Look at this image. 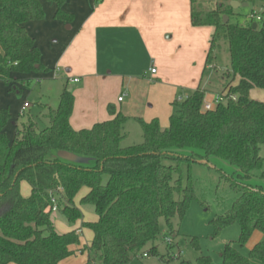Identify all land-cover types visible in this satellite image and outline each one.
Masks as SVG:
<instances>
[{
	"label": "trees",
	"instance_id": "1",
	"mask_svg": "<svg viewBox=\"0 0 264 264\" xmlns=\"http://www.w3.org/2000/svg\"><path fill=\"white\" fill-rule=\"evenodd\" d=\"M231 1L257 0H189V6L192 27L213 29L205 66L212 69L216 51L227 47V72L232 83L235 78L238 82L224 84L223 91L235 101L202 112L206 92L197 88L187 99L173 102L167 129L156 120L136 119L142 141L129 147L122 146L127 119L112 105L107 107L108 121L73 130L74 96L66 87L57 108H46L44 129L28 119L16 125L9 140L4 130L10 113L0 110V264H59L72 256V247H80V234H58L52 208L56 206L55 213L70 225L82 221L74 199L83 188L88 193L80 204L92 207L97 217L96 222L82 223L92 233L90 246L76 251L87 253L85 264H129L143 254L157 255L160 220L172 234L173 218L182 219L195 198L190 180L182 182L181 166L211 159L235 169L234 175L220 174L238 194L231 209L211 221L215 234L237 224L239 246L254 232L264 235V187L245 184L263 166L264 103L251 100L249 93L264 90V15H249L260 17L255 29L253 20L245 27L233 25ZM44 2L55 6V20L71 22L73 16L63 10L66 0H0V81L6 86L15 74L48 71L25 28L43 20ZM223 16L228 17L226 24ZM184 150L188 153L182 154ZM22 182L30 188L28 198L20 195ZM254 262L264 264V242L255 244L247 256L227 244L217 264ZM180 264L214 263L200 256Z\"/></svg>",
	"mask_w": 264,
	"mask_h": 264
},
{
	"label": "crops",
	"instance_id": "2",
	"mask_svg": "<svg viewBox=\"0 0 264 264\" xmlns=\"http://www.w3.org/2000/svg\"><path fill=\"white\" fill-rule=\"evenodd\" d=\"M42 6L43 20L29 22L25 28L40 51L42 65L51 69L50 78L60 73L64 87L74 96L70 126L75 131L108 121V105L125 116V106L141 101L153 104L157 99L153 94L162 100L168 86L167 62L175 60L186 44L196 56L198 36L207 42L204 69L209 68L205 63L213 29L191 26L189 0H102L97 4L66 0L63 10L73 16L69 23L54 19L52 3ZM221 85L206 93L204 100L212 101L222 93ZM123 92L126 99L118 102ZM81 192L84 197L88 190Z\"/></svg>",
	"mask_w": 264,
	"mask_h": 264
},
{
	"label": "rangeland",
	"instance_id": "3",
	"mask_svg": "<svg viewBox=\"0 0 264 264\" xmlns=\"http://www.w3.org/2000/svg\"><path fill=\"white\" fill-rule=\"evenodd\" d=\"M246 4V7H239L234 10V16L230 18L231 24L245 27L248 25L249 19L253 20L249 16L251 12L264 15V0H257L254 4ZM189 46L188 44L184 45V49L180 51L176 59L167 62L168 72L165 82L168 83V86L167 90L164 91L166 95L163 96L162 100L159 96L153 94L154 98H157L153 104L141 101L139 104L125 106V117L127 119L125 132L127 135L122 143L123 147L139 145L142 141V132L136 119H141L144 122L156 120L162 130L167 129L169 119L174 113L172 107L174 101L191 95L198 87L209 93L219 90L221 88L220 84L224 86V84L232 83V76L227 72L230 60L226 46L222 45L216 51L213 69L206 68V70L204 69L205 51L207 50L205 39L200 36L197 37L195 44L196 56L192 55L193 51ZM47 70V73L15 74L12 76L13 83L10 86H6L0 81V110L8 109L10 113V120L5 128L9 140L14 137L15 125L19 126L28 119L35 121L38 129H44L46 127L44 125H47L44 118L46 107L57 108L60 92L67 84L63 81L60 73H56V79H51V69ZM237 81L238 78H235L231 86H235ZM68 86L70 89L75 87L71 84ZM12 88L15 91H12ZM225 92L226 89L222 93ZM122 94L124 96H119L126 99L125 92ZM249 98L264 103V90L253 89L249 93ZM24 103H28L29 108L23 112L22 106ZM181 153L187 154L188 151L184 150ZM260 156L263 159L262 169L253 172L252 178L245 182L246 185L264 187V179L261 178L264 176V147L261 148ZM235 172V169L228 163L217 159H211L206 164L182 165V182L185 184L187 180H190L195 196L186 215L182 219L177 216L173 218L172 234H170L165 222L160 220V234L155 245L157 255L145 258L139 256L129 264H180L187 261L194 262L200 256H208L214 264H217L220 262V253L227 244H233L239 253L247 256L255 244L264 242V235L254 232L245 245L239 246L236 244L240 233L237 224L224 228L218 234H215L211 226V221L227 213L238 197V194L231 188L229 183L221 178L220 173L231 176ZM82 190L74 199V205L82 214V221L70 225L60 214H52L54 228L58 234H66L80 229V248L78 249L90 246L92 241L91 231L82 226V223L97 221L92 207L80 204L83 198L81 196ZM19 191L22 197H24L22 194L26 195L24 198L30 196V188L24 182L20 183ZM167 238L172 239V243L169 245L164 241ZM192 243H197V248ZM74 248L76 247H72V249ZM87 258V253H77L75 251L62 264H85Z\"/></svg>",
	"mask_w": 264,
	"mask_h": 264
},
{
	"label": "built area",
	"instance_id": "4",
	"mask_svg": "<svg viewBox=\"0 0 264 264\" xmlns=\"http://www.w3.org/2000/svg\"><path fill=\"white\" fill-rule=\"evenodd\" d=\"M252 19L255 20V22H259V21H260V18L257 17V16H256V17L253 16ZM150 73H151V74H154V73H155V70L152 68V69L150 70ZM72 82L76 83V82H78V80H73ZM185 99H187V98H180L178 101H183V100H185ZM235 99H236V98H235L234 96L228 95L227 92H225V93H220V94L214 96V98H213L212 101H209V102H208V101H205V100H204V102H203V106H202V112H209V111H212V110H214V108H215L217 105H219V104H221V103H225V102L228 101V100L235 101ZM121 101H122V98H119V99H118V102H121ZM28 108H29V104H28V103H24L23 106H22V111L24 112V111H25L26 109H28ZM52 203L55 204L53 200H52ZM56 210H57V209H56V206H53V208H52V212L55 213ZM171 240H172V239L167 238V239H165L164 241H165V243H167V244L169 245V244L172 243ZM141 257L145 258V257H147V254H143Z\"/></svg>",
	"mask_w": 264,
	"mask_h": 264
},
{
	"label": "water",
	"instance_id": "5",
	"mask_svg": "<svg viewBox=\"0 0 264 264\" xmlns=\"http://www.w3.org/2000/svg\"><path fill=\"white\" fill-rule=\"evenodd\" d=\"M229 6H230V8L232 10H237L239 7H246L247 4L246 3L241 4L238 1H231L229 3ZM222 21H223L224 24H226L228 22V17L227 16H223ZM255 28H256V24H253L252 25V29H255Z\"/></svg>",
	"mask_w": 264,
	"mask_h": 264
}]
</instances>
